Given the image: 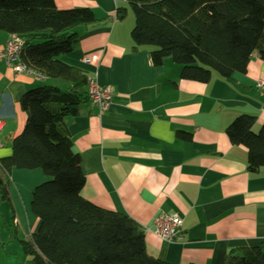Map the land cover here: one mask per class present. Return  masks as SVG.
<instances>
[{
  "label": "crops",
  "instance_id": "obj_1",
  "mask_svg": "<svg viewBox=\"0 0 264 264\" xmlns=\"http://www.w3.org/2000/svg\"><path fill=\"white\" fill-rule=\"evenodd\" d=\"M54 1L60 11L88 9L94 14L98 23L78 29L79 47L64 61L88 69L101 87L114 91L104 115L91 104L81 108L78 118L66 120L82 158V198L135 221L152 258L167 264H208L201 84L182 80V67L170 58L154 66L153 49L133 51L134 24L127 21L128 13L125 19L117 15L119 7L127 8L124 3ZM7 41L0 33V55ZM86 58L96 61L85 65ZM41 83L52 84L17 77L0 58V119L5 124L0 161L12 157L13 143L25 128L23 96ZM9 178L7 199L0 197V264H32L20 244L40 229L32 212L33 192L48 179L40 171L19 170ZM162 214L183 219L175 243H163L152 232L154 219Z\"/></svg>",
  "mask_w": 264,
  "mask_h": 264
},
{
  "label": "trees",
  "instance_id": "obj_2",
  "mask_svg": "<svg viewBox=\"0 0 264 264\" xmlns=\"http://www.w3.org/2000/svg\"><path fill=\"white\" fill-rule=\"evenodd\" d=\"M115 1L133 10L134 52L153 49L154 66L170 58L182 67V80L201 84L197 0ZM127 8L119 7V18H126ZM97 23L92 11H60L54 0H0V33L19 37L22 64L53 84L21 100L27 122L12 157L0 161V197L7 199L14 170L40 171L48 179L33 192L32 212L40 229L20 244L32 264H167L148 254L145 233L135 221L103 211L81 195L86 184L82 158L66 120L92 104L89 83L95 77L64 59L79 47L78 29Z\"/></svg>",
  "mask_w": 264,
  "mask_h": 264
},
{
  "label": "built area",
  "instance_id": "obj_3",
  "mask_svg": "<svg viewBox=\"0 0 264 264\" xmlns=\"http://www.w3.org/2000/svg\"><path fill=\"white\" fill-rule=\"evenodd\" d=\"M24 49V43L19 37H8L5 52L0 55V58L6 62L16 76L28 75L36 81L44 82L45 79L35 71L28 69L20 58ZM96 58H86L83 63L85 65H93ZM89 92L92 105L99 109L101 115L107 113L111 107L114 91L111 88H104L99 85L97 79L92 78L89 83ZM1 107V101H0ZM4 121L0 119V134L4 129ZM9 178V176H8ZM10 180V178H9ZM183 219L176 215L162 214L154 219L152 232L154 236L163 243H175L179 240V235L182 231Z\"/></svg>",
  "mask_w": 264,
  "mask_h": 264
},
{
  "label": "rangeland",
  "instance_id": "obj_4",
  "mask_svg": "<svg viewBox=\"0 0 264 264\" xmlns=\"http://www.w3.org/2000/svg\"><path fill=\"white\" fill-rule=\"evenodd\" d=\"M128 14H129V16H128V20H127V21H131V22H133V24L135 25V17H134L133 10H132L131 8L128 9ZM127 23H128V22H127ZM133 28H134V27H133ZM43 86H45L44 83L39 84V88H41V87H43Z\"/></svg>",
  "mask_w": 264,
  "mask_h": 264
}]
</instances>
